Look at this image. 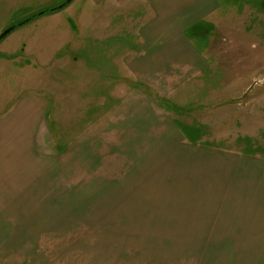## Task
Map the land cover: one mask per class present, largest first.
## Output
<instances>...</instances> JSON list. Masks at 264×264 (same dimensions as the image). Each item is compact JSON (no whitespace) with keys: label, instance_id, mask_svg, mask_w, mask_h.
<instances>
[{"label":"rangeland","instance_id":"374dc122","mask_svg":"<svg viewBox=\"0 0 264 264\" xmlns=\"http://www.w3.org/2000/svg\"><path fill=\"white\" fill-rule=\"evenodd\" d=\"M219 1L218 12L189 28L208 65L173 94L134 80L123 66L148 13L139 5L72 0L60 28L46 13L0 42L3 106L31 90L44 99L52 142L64 149L51 168L66 196L36 208L44 213L11 215L17 223L0 229L11 243L6 249L2 241L0 264H246L249 247L217 239L219 224L243 217L234 190L209 184L207 173L218 168L204 163L264 155V0ZM139 92L162 117L156 129L147 125L146 138L163 131L166 115L189 125L192 171L179 165L170 175L158 166L155 180H127V126L108 135L104 121H117L110 112ZM216 191L224 207L210 198Z\"/></svg>","mask_w":264,"mask_h":264},{"label":"crops","instance_id":"0c3cea01","mask_svg":"<svg viewBox=\"0 0 264 264\" xmlns=\"http://www.w3.org/2000/svg\"><path fill=\"white\" fill-rule=\"evenodd\" d=\"M62 1L0 0V31L35 11L53 7ZM93 1H110L127 7L129 4L131 7L139 5L148 12L137 31L139 45L128 51L122 59L123 66L134 80L157 90L166 87L167 90H160V93L173 94L176 90L180 92L207 67L208 61L203 51L193 42L189 28L218 12L221 7L219 0ZM60 11L48 13L46 19L57 22L58 28L62 19ZM61 29H64L63 25ZM57 33L60 34L59 29ZM58 37L62 38L60 35ZM3 93L6 92L2 91L0 95V229H12V222L16 224L17 219L11 215L44 213L48 209L42 211L36 208L49 207V200L66 197L65 192L56 185L58 180L55 173L59 169L51 168L53 160L64 149L54 146L52 142L45 113L47 106L37 92L31 90L20 96L15 94L7 100L6 108L2 103ZM130 97L110 112L116 114L117 121L111 117L104 121L108 135L111 132L118 133L122 125L127 126V130L121 128L127 131L123 132L122 137V146L125 147L123 155L127 157L128 154L127 162L122 165L123 168L125 165L128 167L127 180L138 183L155 180L153 177L158 166L164 167L165 173L170 175L176 174L179 165H184L186 172L188 167L192 171L194 157L186 158L189 152L187 149L195 146L193 138L188 137L189 125L166 115L163 131L154 130L153 136L146 138L143 134L147 133V125L148 128L154 126L156 129L162 123V117L151 108L154 106L153 99L145 93L139 92ZM126 113L129 116L122 119ZM91 140L96 145L92 136ZM118 141L115 140V143ZM202 159L205 161L210 158L207 156ZM212 161L216 163L206 162L204 165L209 166V169L216 166L217 174L207 173L209 178L205 180L217 189L231 187L235 193L233 205L243 215L241 221L233 225L219 224L216 227L217 239H224L227 244L249 247L248 257L244 258L249 259L246 264H264V155L256 152L249 158H217ZM134 175L137 178L130 177ZM128 189L131 191L130 187ZM216 197L214 205L224 207L225 202L221 201L225 198L221 191L212 193L210 198ZM2 241L6 249L11 245L8 238L0 237V262Z\"/></svg>","mask_w":264,"mask_h":264},{"label":"water","instance_id":"95a60500","mask_svg":"<svg viewBox=\"0 0 264 264\" xmlns=\"http://www.w3.org/2000/svg\"><path fill=\"white\" fill-rule=\"evenodd\" d=\"M72 0H64L61 3L45 9V10H39L36 13L30 15L29 17H26L25 19L15 22L13 24L8 25L7 27H5L2 31H0V42L7 36L9 35L11 32H13L15 29L19 28L20 26L26 24L27 22H30L33 19H36L46 13H50V12H54V11H58L61 10L62 8H64L65 6H67L69 3H71Z\"/></svg>","mask_w":264,"mask_h":264}]
</instances>
